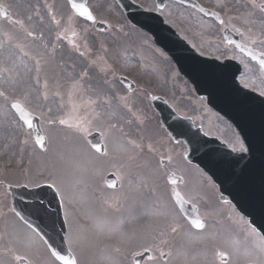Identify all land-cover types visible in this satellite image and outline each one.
I'll list each match as a JSON object with an SVG mask.
<instances>
[{
  "label": "rangeland",
  "instance_id": "374dc122",
  "mask_svg": "<svg viewBox=\"0 0 264 264\" xmlns=\"http://www.w3.org/2000/svg\"><path fill=\"white\" fill-rule=\"evenodd\" d=\"M137 1L144 7L154 8L152 0ZM201 1L207 7L211 6L218 11H223L225 19L231 26L246 27L251 32L264 36V13L259 7L264 0H257V3L253 0ZM87 4L101 22L105 21L109 24V31L98 32L78 20L72 12L69 14L64 0H0V5L7 7L10 12L7 20L0 18V41L5 43V48L0 50V92L5 93L4 96H0V217L7 214L6 200H4V198L7 199V185L4 184L6 181L15 178L11 179L13 183L35 184L46 181L48 177V172L43 171L45 157L33 154L31 142L27 146L21 143L24 139V130L10 110L12 100L19 99L31 113L40 118L41 125L45 124L47 119L56 118L65 113H67L69 123L72 124L75 123L73 117L80 115L77 109H82L89 100H97L98 97L97 103L104 102V106L98 109L103 113L102 119L91 127L84 123L82 126L87 128L85 135L87 136L88 132L96 130L98 125L103 124L104 129L108 131L104 138L110 152H112L110 141L113 137L132 139L144 145L151 144L155 152H150L145 147L142 155L148 168L152 170L154 168L156 170V167L149 154L153 153L155 157L164 154L162 149L167 146V140L163 135L158 138L162 129H159L157 125V116L150 112L154 113L142 94L143 88L148 90V97L155 91L163 92L168 97V101L170 100L172 105L180 111L193 113L194 109L198 112L201 107L199 102L194 100L195 97L191 95L189 87L176 75L171 60H168L166 54L156 48L145 33L129 26L114 1L87 0ZM163 11L166 21L179 27L180 32L190 38V42L198 52L222 58L220 30L216 25L212 22L198 20L197 16L193 15L194 13H191V16L190 11L187 12L174 3H167ZM53 14L57 20L61 21L59 27L52 23ZM26 30L33 31L36 38H25ZM73 32L78 35L73 36ZM58 33L61 34V39L56 38ZM8 37L12 38L11 44L8 43ZM17 42L29 53L28 57H23L15 47ZM74 45L84 52L83 56L74 50ZM53 47H55L54 54L52 53ZM32 57L40 59L39 70ZM21 60L24 61L26 67L20 63ZM92 61L95 62L94 65ZM3 69L9 71L4 72ZM85 71L87 76L81 81L86 89L85 93L67 95L65 82L71 81ZM121 75L132 77L138 87L136 93H125L126 90L118 79ZM45 92L47 99H44ZM58 92L61 95H57ZM121 97H127L128 108L122 106ZM205 113L202 116L209 121L208 126L218 127L217 120L213 118L212 121V117L206 111ZM197 117L203 119L198 113ZM130 120L137 123L130 125ZM108 123H118L119 128L113 129ZM125 129H128L126 133H124ZM117 132L120 134L118 135ZM145 134H149L148 138ZM224 134L232 144L238 143L234 136ZM65 143L62 137L57 139V144L64 145ZM98 158L93 152L91 156L81 153L69 160H62L56 156L59 166L67 168L69 173L74 172V175L68 174L66 177L69 182V184L67 182L66 192L74 189L71 185H74L76 190L68 192L70 194L66 200L71 199L66 214L70 229L77 231L76 245L73 246L77 252V261H80L78 264H85L84 261L88 264H121L119 259L113 258L111 253L116 252L110 246L114 244L122 263L132 264L130 258L135 251H131V247H134L138 238L132 232L136 231L140 235L142 231H145V227L155 228L160 220L163 222L172 220V217L175 219L178 214L170 202L166 187L158 178V173L156 178L150 177L147 181L151 183L150 187H154L153 190L148 191L143 188L131 199H124L121 195V199L113 203L115 198L109 197L100 188L99 175H101V170H107L106 167L114 169L116 165L100 161L101 170L98 172L95 169V161ZM20 159L23 160V164L17 165L16 161ZM29 160H31L30 165ZM80 166H86L89 171L78 172L76 169ZM22 167L31 169L30 177L27 173L21 172ZM180 167L187 176V184L181 188V192H187L190 196L195 195L196 192L202 194L203 199L200 205L205 207L219 203L215 186L204 173L181 160ZM118 171L117 174L122 176L121 169ZM12 175L14 177H11ZM78 180L81 182L77 183ZM124 183L126 184V181ZM156 209H161L164 215L148 214ZM19 230L31 234L24 229ZM34 238L40 253L33 260V264H56L45 255L42 243L35 236ZM71 238L72 233L68 239L70 242ZM214 238L215 246H224L225 240L238 241V250L229 249L235 253H232L233 257L243 255L248 260L252 254L262 253L264 250V242L258 234L252 231L237 240L229 239L225 232H221ZM156 241L158 240L155 239L154 242ZM79 253L84 256V261ZM169 264H177V258Z\"/></svg>",
  "mask_w": 264,
  "mask_h": 264
},
{
  "label": "water",
  "instance_id": "95a60500",
  "mask_svg": "<svg viewBox=\"0 0 264 264\" xmlns=\"http://www.w3.org/2000/svg\"><path fill=\"white\" fill-rule=\"evenodd\" d=\"M155 1H157L158 7L162 8L166 0ZM178 1L185 5H196L197 10L203 9L198 7L194 0ZM116 2L119 3L130 23L149 32L155 43L171 55L179 71L194 85L197 95L204 96L207 105L222 116H226L239 130L248 148L247 153L238 151L233 153L217 138L203 135L200 129L193 128L189 119L179 117L163 99L158 98L152 102L164 129L167 130L171 138L175 141L185 140L188 147L186 158L207 172L219 186L223 199L228 197L235 204L237 210L246 215L251 224L264 236V98L240 87L236 80L239 68L234 62L224 61L221 63L215 59L200 57L170 26L164 24L157 12H145L131 0H116ZM201 11L206 17L212 16L219 20L215 12L206 9ZM232 36L228 31V42L238 44L236 37L232 38ZM125 84L128 85V82ZM16 112L19 117L31 118L22 110H16ZM31 119L35 134L38 124L34 123L33 118ZM99 138L98 133L94 134L89 137V142H98L101 145ZM114 180L115 177L111 174L105 182L108 184ZM9 189L12 193V207L20 212L34 229L40 231L44 241L51 243L61 251V254L73 258L67 251L63 240L65 229L60 217V208H58V215L53 219L50 217L51 212L44 209V206L38 203L33 208L26 201L30 196L41 195V191L31 190L27 187H11ZM176 200L181 208L184 207L179 196L176 197ZM40 210L47 213L45 220L49 223L48 225H37L35 223L37 221L31 219L32 213H37ZM143 259L141 256L135 257V264H140Z\"/></svg>",
  "mask_w": 264,
  "mask_h": 264
},
{
  "label": "snow or ice",
  "instance_id": "6c2138e0",
  "mask_svg": "<svg viewBox=\"0 0 264 264\" xmlns=\"http://www.w3.org/2000/svg\"><path fill=\"white\" fill-rule=\"evenodd\" d=\"M68 4L77 16L85 18L89 22H96L95 16L92 11L89 10L87 5L82 2V0H68ZM193 7H196L194 5ZM203 10V9H201ZM250 15V14H249ZM42 19V18H41ZM71 19V17H69ZM231 19V17L229 18ZM52 23L57 27L60 26L61 21L57 20L55 15L51 16ZM22 23V22H20ZM224 21H221L223 24ZM239 31V30H237ZM250 31V29H249ZM73 36L78 35V33L73 32ZM36 38V34L31 30H26V37ZM42 39V34L40 36ZM57 39H61V34H57ZM11 37H8V43L11 44ZM15 47L19 50L23 57H28L29 53L24 50V47L17 42ZM74 50L79 53V55L83 56L84 52L79 50V47L74 45ZM195 47V46H194ZM5 48V43L0 41V50ZM52 53H55V47L52 49ZM252 55L251 52L248 53ZM255 58V57H254ZM35 64L37 65V70H39L40 59L37 57H32ZM20 63L24 65V61L21 60ZM93 65L94 61L91 62ZM262 65H264V60L261 61ZM26 67V65H24ZM74 67V66H73ZM4 72H8V69H3ZM19 75V72H17ZM87 76V72L81 73L79 76L74 77L71 81L65 82L64 87L66 89V94L69 96H74L76 94H84L86 89L84 85L81 83L84 77ZM39 81H37L38 83ZM57 95H61V93H56ZM4 92H0V96H4ZM264 95V93H262ZM47 93L44 94V99H47ZM97 100H89L87 104L83 105L82 109H77L80 113L78 116H74L75 123L70 124L67 118V113L61 116H57L56 118L47 119L45 124L40 125L36 130L35 134H33L32 124L33 121L31 118L24 119L22 116L18 118V123H20V127L24 130V139L21 143L25 146L31 142L32 152L33 154H39L41 157H45V167L44 170L48 172V185L58 192L61 196L65 195L67 191V183L66 177L69 174V170L67 168L61 167L57 164L56 156H59L62 160H69L74 156H77L81 153H87L91 156L92 150H95L96 153H99L103 157H110V152L107 150V146H104V150L102 151L100 143H89L87 136L85 133L87 132V128L83 127L84 123H87L89 127L93 124L101 121L103 113L99 111V108L104 106V102L100 101L97 103ZM63 101V97H62ZM122 106L128 108L127 97H121ZM10 107L12 109L21 110V102L19 99L16 102L11 103ZM62 109L64 108V104H61ZM130 110V109H129ZM43 115V114H41ZM111 121V117L108 118ZM101 127L104 125L101 124ZM110 127L113 129H118V123H110ZM62 137L66 142L64 145L57 144V139ZM112 145V153L116 156L120 157L123 160L121 164V172H122V180L127 183V191L122 193L124 199H131L138 195L141 191V188L147 185L148 179L156 178L158 172H164V168L172 163L171 156H160L159 161L157 162V169L152 170L148 168V165L145 163L143 158V152L145 147H147L148 151L155 152V149L151 144L144 145L143 143H137L132 139H121L120 137H113L111 139ZM240 149L242 151H248V149L241 143ZM23 152V149H21ZM17 165H22L23 160H17ZM31 164V160H29V165ZM80 173H86L89 169L86 166H80L76 169ZM21 172L27 173L28 177L31 176L30 168H21ZM165 177L171 185L175 186L177 184V177L174 171H166L164 172ZM81 181H77L80 183ZM119 181H112L107 184V187L113 190L118 188ZM36 184H33V187H36ZM123 187V185H120ZM173 195L179 196V193L176 192L175 188L172 190ZM115 200L113 203L118 202L121 199V195H116L113 193ZM221 199L223 197L221 196ZM111 200V198H110ZM227 203V201H226ZM11 211L15 213L20 220L24 221V224L28 226V228L32 229V234L26 232H18V233H0V264H33V260L30 259L35 257L38 253L37 245L34 236L39 235L36 229L32 228L30 222L21 215L20 212L16 211L15 208H12ZM150 215L161 216L164 215L161 209H156L154 211L149 212ZM191 223L194 225L196 229H204L205 224L199 219L195 218L191 220ZM247 223V221H245ZM171 233H176L177 228L175 226L170 227ZM252 232H255V229H252ZM164 233H159L160 237H164ZM43 239V236L40 237ZM155 240L156 238L153 237ZM47 244V249L51 253V256L55 257L57 260L62 261L63 264H78L75 258H69L66 255L61 254V251L57 250L51 243ZM168 241L166 239H159L153 245L154 248L159 250V248ZM224 250H218L216 255L220 259H224L226 256L231 255L232 253L228 251V249H232L233 251L238 250V241L235 240H225L224 242ZM161 256H164V252L159 253Z\"/></svg>",
  "mask_w": 264,
  "mask_h": 264
},
{
  "label": "flooded vegetation",
  "instance_id": "af4514ba",
  "mask_svg": "<svg viewBox=\"0 0 264 264\" xmlns=\"http://www.w3.org/2000/svg\"><path fill=\"white\" fill-rule=\"evenodd\" d=\"M235 30L238 33L239 40H241L242 44L250 47L253 50H256L258 52L259 60H264V36H260L256 32H251L249 30H241L239 28H235ZM223 51V59H235L241 64L242 73L238 76L239 83H241L244 87L246 86L253 89L254 91H257L260 94L264 93V70L261 66V63L259 61H252L245 55V53L238 51V49H236L234 46L224 44ZM192 119L196 126L200 124V122L196 121L194 117ZM203 124V126H208L207 120H205ZM215 129L216 132L219 131L217 127H215ZM203 130H206L208 133H212V128H204ZM230 130L232 132V135L236 133V131L231 127ZM219 137H221L223 141H227L228 143H230L226 137ZM167 156H170L169 152ZM189 166L194 167L190 164ZM182 182L183 183L179 186L184 188L187 184L184 178ZM186 195H188L187 192L184 193L185 199H187L190 203L197 205V212L199 213V216L202 218L204 223H206L205 228L198 232L207 233L210 234V236L208 238L200 239L199 241L202 242H199V244H195L196 242H198V240L196 239H192L189 237L188 239H185L187 235L193 236V234H196L198 232L192 229L191 225L188 223L185 217L178 211V215L173 221V225L177 227L178 234L180 235L176 244L185 245V247L183 246L181 248L182 251H179L178 257L180 261L178 264H264V250L262 253H257L253 256V262H243V257L238 256H226L224 258L225 260L220 259L216 255L218 250H216V248L212 246V241L215 239L214 237H216V235L219 236L221 232H225L227 237L231 236L232 238H238V236H240V233L246 226L243 217L235 210L234 206L230 202L221 203L218 205H209L208 207H205L199 205V201L203 199L202 194L196 192L193 197H187ZM8 204L10 205V201L8 202ZM6 211L7 214H5L4 217H0V233H18L21 232L19 229H24L32 234V230L28 228L27 225L22 223V221H20L18 217L14 215L11 210H9L8 207H6ZM183 229H187V235L184 234ZM35 237L39 238L37 235H35ZM141 237V247L145 249L146 246H149V244L147 242V239L144 237V232L143 235L141 234ZM221 248L224 249V247L222 246ZM197 249H199V251ZM161 250L162 248H159V250L150 248V252L153 258L150 261H156L159 257L165 261L167 259L168 252H164L165 255L161 256L159 254ZM36 256H38V253Z\"/></svg>",
  "mask_w": 264,
  "mask_h": 264
}]
</instances>
